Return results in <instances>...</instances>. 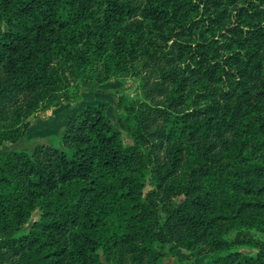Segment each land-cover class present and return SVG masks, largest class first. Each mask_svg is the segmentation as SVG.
Instances as JSON below:
<instances>
[{
	"label": "trees",
	"instance_id": "1",
	"mask_svg": "<svg viewBox=\"0 0 264 264\" xmlns=\"http://www.w3.org/2000/svg\"><path fill=\"white\" fill-rule=\"evenodd\" d=\"M128 77L115 123L89 104L3 151ZM178 249L264 264V0H0V264H187Z\"/></svg>",
	"mask_w": 264,
	"mask_h": 264
},
{
	"label": "rangeland",
	"instance_id": "2",
	"mask_svg": "<svg viewBox=\"0 0 264 264\" xmlns=\"http://www.w3.org/2000/svg\"><path fill=\"white\" fill-rule=\"evenodd\" d=\"M139 80L128 77L126 79L110 80L106 84L100 86H91L82 84L80 98L72 104H63L57 108H53L45 113H38L29 120V129L26 138L13 145H5L2 147L3 151L10 152L12 150H20L22 148L30 149L39 139H48V143H54V140L49 142L52 138L59 137L61 131L64 129L66 123L76 115V113L85 105L104 103L108 105L107 116L112 123L116 121L118 114L117 100L121 95H128L136 98L140 96L138 90ZM122 139L127 140L126 136L122 134ZM39 219V213L35 212L24 226L22 234L28 233L31 225ZM244 253H252V250L240 249ZM200 251L189 252L184 249H178L175 257L184 260L187 264H203L205 258L200 256ZM105 264H111L101 256Z\"/></svg>",
	"mask_w": 264,
	"mask_h": 264
}]
</instances>
